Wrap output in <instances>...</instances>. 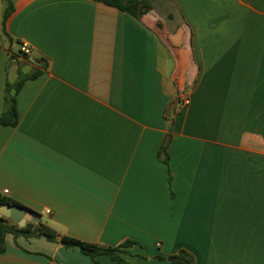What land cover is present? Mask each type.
Returning <instances> with one entry per match:
<instances>
[{
  "label": "crops",
  "instance_id": "crops-1",
  "mask_svg": "<svg viewBox=\"0 0 264 264\" xmlns=\"http://www.w3.org/2000/svg\"><path fill=\"white\" fill-rule=\"evenodd\" d=\"M146 1L135 18L11 0L4 36L0 0V113L40 71L0 123V196L58 235L133 241L126 264H264V0ZM4 246L0 264H117L43 236Z\"/></svg>",
  "mask_w": 264,
  "mask_h": 264
},
{
  "label": "trees",
  "instance_id": "trees-1",
  "mask_svg": "<svg viewBox=\"0 0 264 264\" xmlns=\"http://www.w3.org/2000/svg\"><path fill=\"white\" fill-rule=\"evenodd\" d=\"M4 8L1 16V33L6 36L5 24L9 16L13 12V4L11 0H2ZM97 3H101L108 7L115 8L119 11L127 13L135 18H140L143 14L148 12L151 8L150 4L146 0H92ZM45 67V65H44ZM40 71L36 70L29 75H19L17 81L13 84L5 85V94L3 98V108L0 113V123L4 126H14L17 123V111L15 96L23 82L26 79L36 77ZM166 147L167 140L162 143L158 155H164L162 161L166 163ZM5 204H16L14 201L8 200L0 196V206ZM7 233L12 234L14 237L18 235L24 236H43L49 241L57 242L63 247H76L82 254L88 256L90 259H94L98 255H107L111 260L117 264H126L125 260L119 255L125 253L123 250L134 244L131 240H126L116 247H99L94 243H89L79 239H75L65 235H58L52 228L43 224L26 222L23 227H18L10 220L0 217V254L4 252V238ZM186 253L180 251L177 255L167 257L169 260L180 261L189 264Z\"/></svg>",
  "mask_w": 264,
  "mask_h": 264
},
{
  "label": "water",
  "instance_id": "water-1",
  "mask_svg": "<svg viewBox=\"0 0 264 264\" xmlns=\"http://www.w3.org/2000/svg\"><path fill=\"white\" fill-rule=\"evenodd\" d=\"M0 217L10 220L18 227H23L26 222L38 223V219L35 215L26 211L18 204H5L0 206Z\"/></svg>",
  "mask_w": 264,
  "mask_h": 264
},
{
  "label": "built area",
  "instance_id": "built-area-1",
  "mask_svg": "<svg viewBox=\"0 0 264 264\" xmlns=\"http://www.w3.org/2000/svg\"><path fill=\"white\" fill-rule=\"evenodd\" d=\"M19 51H20V53L22 55L27 56V55L30 54V47L28 46L27 43L21 42L19 44ZM188 103H189L188 96L186 95L185 92H181L180 95H179V98H178V106H177V108L178 109H182L183 107H185L186 105H188ZM1 193L3 195H6L8 193V190L7 189H4V190L1 191Z\"/></svg>",
  "mask_w": 264,
  "mask_h": 264
},
{
  "label": "rangeland",
  "instance_id": "rangeland-1",
  "mask_svg": "<svg viewBox=\"0 0 264 264\" xmlns=\"http://www.w3.org/2000/svg\"><path fill=\"white\" fill-rule=\"evenodd\" d=\"M43 220V219H42Z\"/></svg>",
  "mask_w": 264,
  "mask_h": 264
}]
</instances>
